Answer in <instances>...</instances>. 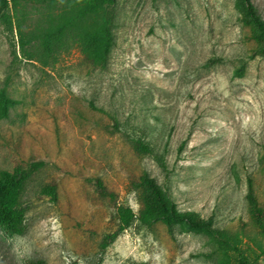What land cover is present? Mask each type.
<instances>
[{"label":"rangeland","instance_id":"rangeland-1","mask_svg":"<svg viewBox=\"0 0 264 264\" xmlns=\"http://www.w3.org/2000/svg\"><path fill=\"white\" fill-rule=\"evenodd\" d=\"M246 1L264 21V0H116L105 66L72 40L28 59L0 21V173L42 163L21 195L24 232L0 229V264H232L183 222L136 218L100 249L117 205L156 207L144 173L264 264V35ZM27 9L25 31L45 13Z\"/></svg>","mask_w":264,"mask_h":264},{"label":"trees","instance_id":"trees-1","mask_svg":"<svg viewBox=\"0 0 264 264\" xmlns=\"http://www.w3.org/2000/svg\"><path fill=\"white\" fill-rule=\"evenodd\" d=\"M115 2L116 0H0V21L8 31L16 30L18 43L28 59L37 57L39 61L45 63L53 51L66 49L67 42L72 40L79 44L89 64L105 66L112 44L113 15L109 8ZM9 5L13 9L12 15L6 11ZM27 7L35 11L45 9V13L31 29L25 31V21L28 19L26 16L30 13ZM246 7L249 22L264 35V21L248 1ZM134 148L141 152L148 150L140 140L134 142ZM40 165L41 162H36L27 170L15 168L13 171L5 170L0 173V229L7 235H20L25 230L26 208L21 201V195L25 182ZM140 180L156 207L154 209L146 207L136 215L130 206L117 205L116 228L101 239L99 244L101 250L111 244L119 233L130 227L136 218L146 225L163 220L167 223L183 222L190 229L208 234L224 258L227 257V251L232 252L234 255L232 264H252L238 246L237 236L215 228L210 218L204 219L191 212L175 211L167 203L153 178L144 173ZM97 184L101 191L106 192V188L99 180ZM41 194L48 195L50 200L55 201L57 197L55 184L43 186ZM225 263L231 264L227 261ZM28 264L34 263L29 261Z\"/></svg>","mask_w":264,"mask_h":264}]
</instances>
